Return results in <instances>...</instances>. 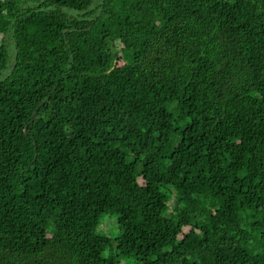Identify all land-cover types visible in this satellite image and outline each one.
Listing matches in <instances>:
<instances>
[{
    "label": "trees",
    "instance_id": "16d2710c",
    "mask_svg": "<svg viewBox=\"0 0 264 264\" xmlns=\"http://www.w3.org/2000/svg\"><path fill=\"white\" fill-rule=\"evenodd\" d=\"M0 264H264V0H0Z\"/></svg>",
    "mask_w": 264,
    "mask_h": 264
},
{
    "label": "rangeland",
    "instance_id": "374dc122",
    "mask_svg": "<svg viewBox=\"0 0 264 264\" xmlns=\"http://www.w3.org/2000/svg\"><path fill=\"white\" fill-rule=\"evenodd\" d=\"M175 199L174 197L171 198L170 203L171 205L174 204ZM99 233L105 234L113 239L116 240L118 236V228H117V220L114 217L104 215L101 218V223L99 225Z\"/></svg>",
    "mask_w": 264,
    "mask_h": 264
},
{
    "label": "water",
    "instance_id": "95a60500",
    "mask_svg": "<svg viewBox=\"0 0 264 264\" xmlns=\"http://www.w3.org/2000/svg\"><path fill=\"white\" fill-rule=\"evenodd\" d=\"M42 104H43V103H42ZM38 110H39V107L37 108V110H36L35 113L33 114L32 119H31V122H33V121L36 119V116H37ZM28 126H29V125L26 126V133H27V131H28ZM35 150H36V148H35Z\"/></svg>",
    "mask_w": 264,
    "mask_h": 264
}]
</instances>
